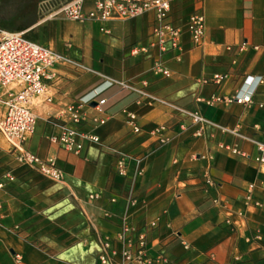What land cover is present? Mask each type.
Instances as JSON below:
<instances>
[{
	"label": "crops",
	"instance_id": "1",
	"mask_svg": "<svg viewBox=\"0 0 264 264\" xmlns=\"http://www.w3.org/2000/svg\"><path fill=\"white\" fill-rule=\"evenodd\" d=\"M64 1L0 0V30L32 33L56 52L107 76L146 83L156 98L197 111L211 124L196 136L197 126L172 106L158 100L135 105V96L118 86L104 88L97 77L59 65L45 94L52 100L45 101L44 95L33 101L36 130L24 145L42 158L55 157L65 177L53 182L18 163L0 134V173L10 170L14 177L0 187V264H96L97 235H114L122 217L138 226L158 217V227L149 234V253L162 251L173 264H264V209L245 199L249 183L256 184L253 198H264V163L257 161L251 141L221 129L264 141V81L256 84L264 75V0L174 1L178 22L194 10L204 18L201 44L193 46L184 34L179 60L149 46L152 11L108 21L102 31L95 22L62 18L57 9ZM157 59L169 68L167 77L152 73ZM214 74L228 77L220 84L202 82ZM102 88V111L86 107L81 129L104 143L145 155L135 205L128 203L125 180L115 173L108 152L89 144L83 155H76L48 139L59 132L51 116ZM239 88L253 90L251 103L207 106L197 100ZM124 109L137 114L141 132L125 125ZM103 116L107 120L95 125L93 118ZM158 124L171 128L163 145L147 133ZM234 144L245 155L233 153L229 147ZM208 154L211 160L191 157ZM90 194L98 197L90 199ZM256 231L258 239L253 238Z\"/></svg>",
	"mask_w": 264,
	"mask_h": 264
},
{
	"label": "built area",
	"instance_id": "2",
	"mask_svg": "<svg viewBox=\"0 0 264 264\" xmlns=\"http://www.w3.org/2000/svg\"><path fill=\"white\" fill-rule=\"evenodd\" d=\"M176 0H94L86 6L84 0H66L62 2L57 14L62 18L76 22H95L104 31L103 24L112 20H130L144 12L152 11L154 14L150 33V47L156 48L160 55L172 54L175 60H179L183 50L182 36L187 34L193 46H199L204 36L203 14L194 10L185 20L178 22L173 17V3ZM245 48L244 45L240 49ZM143 51L146 49L143 48ZM62 65L79 73H88L97 77L107 88L118 86L134 97L135 105H142L147 101L158 100L185 115L192 124L197 126L194 134L203 133L208 119L197 111L188 110L156 98L148 89L146 83L137 85L131 81L107 76L102 72L77 62L64 52H56L49 45L39 43L26 37L24 32H9L0 30V134L8 144V151L18 163L24 164L45 178L53 182H61L65 177L63 169L57 166L55 157L42 158L25 147V143L33 136L36 130L37 116L32 110L33 101L46 94L49 85L57 75V67ZM151 71L155 75L167 77L169 68L161 59L153 62ZM228 77L227 74H214L210 78L203 79V83L220 84ZM264 75L257 77L256 84L264 80ZM93 89L77 100L66 104L58 114L50 117L52 123L57 125L59 132L48 137L50 142L59 144L67 152L83 155L89 144H97L101 150L108 152L113 157L115 173L124 178L126 187V199L130 205L140 201L136 193V180L144 174L145 155L133 154L125 151L113 143H104L93 132L83 131L81 126L86 121L85 108L95 102L94 108L102 111L105 99L100 96L103 89ZM253 90H234L231 94H210L204 98H197L207 106L219 103L249 104L252 102ZM44 100L50 102L52 97L45 95ZM259 106H261L259 104ZM125 125L133 133L141 132L137 123V114L134 111H123ZM108 116L93 118L95 125H101ZM171 128L166 124H158L147 131L152 141L158 145L168 142L166 133ZM231 131L240 137L251 141L258 151L257 161L264 163V141L252 137L242 136L236 129ZM233 153L245 155L237 144L229 147ZM192 158L212 159L211 155L191 156ZM131 170V171H130ZM10 170L0 173V187L4 181H13ZM208 183L211 180H207ZM255 183H249L246 187L245 199L247 203L257 209H264V198H253ZM98 194H90L89 198H97ZM114 201V198L111 199ZM214 203L217 200H213ZM109 218L110 214L104 213ZM159 218H153L146 224L138 226L129 219L122 217L119 228L114 235L98 234V252L96 264H173L172 260L162 251L155 255L149 253V234L158 227ZM231 227L233 223L229 221ZM169 226L168 223L165 225ZM175 233V232H174ZM173 233V235H174ZM259 232L253 234L258 239ZM251 238L248 237L247 240ZM187 249L188 243L181 242ZM15 258L19 254L15 252ZM234 264V263H232Z\"/></svg>",
	"mask_w": 264,
	"mask_h": 264
},
{
	"label": "rangeland",
	"instance_id": "3",
	"mask_svg": "<svg viewBox=\"0 0 264 264\" xmlns=\"http://www.w3.org/2000/svg\"><path fill=\"white\" fill-rule=\"evenodd\" d=\"M25 35H26V37L29 38V39H32V40H35V41H37V42H39V43L44 44L43 41L38 40V38H36V36H34L32 33H28V34H25Z\"/></svg>",
	"mask_w": 264,
	"mask_h": 264
},
{
	"label": "water",
	"instance_id": "4",
	"mask_svg": "<svg viewBox=\"0 0 264 264\" xmlns=\"http://www.w3.org/2000/svg\"><path fill=\"white\" fill-rule=\"evenodd\" d=\"M90 105H91V106H94V105H95V102H91Z\"/></svg>",
	"mask_w": 264,
	"mask_h": 264
}]
</instances>
